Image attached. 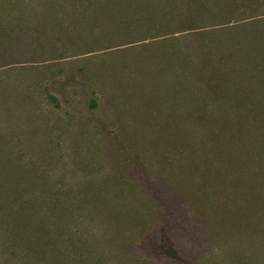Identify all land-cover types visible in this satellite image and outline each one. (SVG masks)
<instances>
[{"label": "rangeland", "instance_id": "rangeland-1", "mask_svg": "<svg viewBox=\"0 0 264 264\" xmlns=\"http://www.w3.org/2000/svg\"><path fill=\"white\" fill-rule=\"evenodd\" d=\"M164 1L0 0V264H264V198L175 184L193 124L164 57L175 36L200 61L208 23L173 0L174 42L149 36Z\"/></svg>", "mask_w": 264, "mask_h": 264}, {"label": "trees", "instance_id": "trees-1", "mask_svg": "<svg viewBox=\"0 0 264 264\" xmlns=\"http://www.w3.org/2000/svg\"><path fill=\"white\" fill-rule=\"evenodd\" d=\"M172 2L164 1L159 14L147 7L140 15L145 32L155 31L149 36L164 33L168 42L177 43L171 56L167 53L164 58L174 63L171 87L178 113L189 108L193 127L174 132L178 162L189 166L185 181L175 184L194 197H202L199 191L207 189L211 205L217 197L226 206L249 191L248 203L254 206L264 198V0H191L183 26L197 29L200 22L208 23L191 35L202 40L200 61L181 50L180 38L170 39ZM232 21L237 24L231 25ZM234 30L241 34L231 45ZM260 86L263 92L256 90ZM183 98L188 102L181 103ZM176 118L185 119L181 114Z\"/></svg>", "mask_w": 264, "mask_h": 264}]
</instances>
